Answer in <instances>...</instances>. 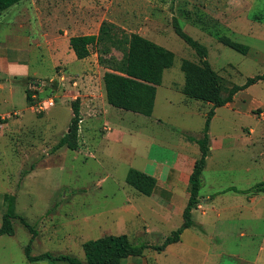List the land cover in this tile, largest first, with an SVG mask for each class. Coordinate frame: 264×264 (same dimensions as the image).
Returning a JSON list of instances; mask_svg holds the SVG:
<instances>
[{
    "label": "rangeland",
    "instance_id": "374dc122",
    "mask_svg": "<svg viewBox=\"0 0 264 264\" xmlns=\"http://www.w3.org/2000/svg\"><path fill=\"white\" fill-rule=\"evenodd\" d=\"M37 2H42L40 4L49 2L50 5L53 2L58 5L63 4L65 8L61 7L59 14H65L68 17L90 15L93 19L91 28L93 30L100 23L113 22L119 34L141 33L174 51V65L164 73V83L158 89L155 113L151 116L153 119H160L161 122L157 120L156 123L151 124L152 121H148L147 116L144 117V121L136 122L128 118L122 121L134 129H144L146 136H136L140 143L143 141L139 138L148 141L150 137L162 140L173 137L180 141L179 139L184 140L186 135L200 137L206 121V115L203 114L204 112L208 114L211 110L208 102L188 98L182 93L183 91H179L185 83V74L181 69L182 60L191 59L198 62L199 57L195 50L175 33L174 18H178L182 28L208 48V59L218 71L226 88H231L234 84L242 85L249 77L264 73V39H258L255 33L244 32L241 35L233 32L235 25L241 26L246 18L248 21L251 19L255 21L256 23H252L253 30L264 35V0H31L29 3L12 7L2 16L3 18H0V36L11 28L13 17L17 16L19 10L26 15L30 14V20L33 21L32 6ZM46 6L50 10H47ZM41 9L51 14L53 5L48 7L47 4ZM51 23L53 26L57 23L66 25L68 21L60 16L59 19H52ZM220 35H227L250 47L254 46L255 51H249V55L242 54L219 42ZM99 47L104 51L103 58L122 59L124 57V52L119 47L112 46L107 52L104 44ZM95 49L97 50V47ZM30 59L31 62L28 61L26 64L31 71H37L39 80L53 81L52 86L44 87L41 91L33 90V93H37L41 98L54 95L56 105L49 109L50 111L47 109L39 112L36 106L37 100H34L32 101L34 109H32L29 106L31 104L27 102L26 88L22 82L15 85L11 91L12 94L8 89L0 93V100H2L0 107L6 104L5 108H0V111L12 113V117L6 122L18 130L17 133L0 132V207L2 206L1 196L6 191L13 192L11 194L16 195V212L24 216L36 229L44 230L45 237L33 243L34 253L48 251L52 255H69L85 260L84 247H79L78 244L72 245L68 233L71 236H79L78 229L84 224L88 213L91 210H100L102 193L106 186H112V184L104 183L101 188V179L108 177L110 182L113 178H123L127 175L129 166L136 165L133 167L135 168L137 164L131 162L135 157L131 158L129 155L131 143L126 141L122 144L109 143L102 148V153L97 152L96 158L90 157L87 143H85L87 137L85 121L82 120L81 132L79 128V148L73 150L62 147L52 153L53 147L65 131L69 130L72 119L71 102L74 98L64 100L58 95L55 84L58 80L51 79L56 69L47 53L44 59L35 61L33 55ZM101 73L95 72V79L98 82L101 80ZM169 84L176 88H169ZM249 87L250 89L243 94L246 96V102L243 104L241 98L237 101L239 113L227 116L226 112L222 111L220 118L211 123L214 137L223 132H230L235 137H239L243 126L256 129L254 134L256 137L262 130L264 131V116L257 114L264 111V105L254 107L253 114L246 112V106L252 99L264 101V80ZM74 95L75 93L71 96ZM5 96L8 98L7 102L3 101ZM170 98L178 102L174 109L167 105V100ZM185 98H188L190 105L181 102ZM197 104L202 107L203 113L196 114L192 111ZM227 117H229L228 120ZM109 120L118 121L119 118H109ZM169 128L173 130L172 135H168ZM247 129L249 133L252 132L250 128ZM260 142L246 149H236L223 154L226 160L224 163L230 166L236 163L235 167L234 165L231 167L234 171L221 172L225 183H230L231 179L240 186H248L249 183L254 186L264 181L262 180L264 155L256 157V154L260 152L259 148L264 150V136L263 142ZM143 148H149V145L137 146L140 152ZM138 151L137 159L140 158ZM216 154L218 153L215 152ZM250 165L251 174L245 171L240 172ZM32 169H35L33 173L30 172ZM26 171L30 173L26 175ZM114 186L115 184L110 189ZM259 200L261 202L259 206L263 208L261 216L253 215L255 211L251 215L246 212L241 216L246 220L232 222V225L235 223L236 227L231 237H235L234 235L237 237L235 240L227 241L229 252L235 253L241 250L247 257H255L264 237V197ZM87 202H93L94 205L87 207ZM46 210L49 212L41 217ZM52 213L54 221L58 224L55 226V232L57 233L58 230L59 232L53 236H47L49 234L46 232L47 229L52 228L53 225L50 222ZM249 217H252V220ZM59 224L62 225L61 228H58ZM224 224V222L219 224L222 231L227 228L223 226ZM241 227L243 228L240 229ZM15 229L14 236L6 235L0 238V264H31L26 258L25 247L30 242L32 234L20 220L15 221ZM242 231H247L246 236L240 235ZM48 264L70 263L48 259Z\"/></svg>",
    "mask_w": 264,
    "mask_h": 264
},
{
    "label": "crops",
    "instance_id": "0c3cea01",
    "mask_svg": "<svg viewBox=\"0 0 264 264\" xmlns=\"http://www.w3.org/2000/svg\"><path fill=\"white\" fill-rule=\"evenodd\" d=\"M27 2L29 3L31 0H24L12 7ZM40 3L42 2H37L32 6L35 16L32 17L33 21L30 20V14L28 16L19 10L17 16L13 17L11 28L7 29L8 31L3 36H0V93L8 89L12 94V89L19 82H22L26 88L28 80H39L37 71H31L26 62H31V55L36 61L37 59H44L47 53L56 69V73L51 79L58 80V83L55 82L58 95L64 100L66 98L68 100L79 98L80 100L81 117L82 121H85V134L87 136L85 143H87L89 156L96 158L97 152L99 154L102 153V148H105L106 145L108 146L109 143L122 144L124 141L130 142L131 150L129 155L131 158L135 157L131 161L137 164L135 169L143 171L156 179V185L151 195H146L130 185L126 181L127 175L123 178H113L110 182H108V177L101 179V188H103L104 183H106L105 185L112 184V186L115 184V186L113 189H110L112 186L105 187L102 193L103 199H101L99 206L100 210H91L88 213L84 224L80 225L78 229L79 236H71L68 233L71 238V244H78L79 247H83V244L89 240L124 234L128 236L132 244L146 243L149 246L163 244L165 239L179 228L184 221V210L190 198V175L196 160L201 157L200 145L195 140H190L189 137L200 139L203 134L200 137L186 135L184 140L182 138L179 139L181 142L173 139V137L164 138L163 140L150 137L148 141L139 138L143 141L140 143L136 136H144L146 134L144 129H134L131 125H126L122 121L127 120V118L136 122L144 121L146 115L115 107L108 103L103 75L109 68L101 64L99 53L95 47L92 48L90 56L84 59H78L74 50L70 47V38L72 36L98 34L101 23L93 30L91 29L93 19L90 15H73L69 17L65 14L60 15L61 7L65 8V6L54 2V4L52 3L53 12L49 14L50 12L43 11L41 8L47 4L48 7L52 5L49 2L47 4ZM12 7L0 15V18ZM47 10H50V8H47ZM60 16L65 17L68 23L66 25L57 23L53 26L51 20L59 19ZM252 23L256 22L252 19L248 21L245 18V22L241 26L234 24L235 29L233 32L241 35L244 32L247 34L255 33L258 39H264V35L253 30L254 26ZM254 51L255 47L251 46L250 52ZM95 72H102L99 82L95 79ZM163 83L164 79L161 85ZM62 85L63 87H61ZM161 85L157 86L155 105L158 89ZM169 85V88H176L171 84ZM183 87L184 84L180 87V92H182ZM249 89L250 87L240 90L235 94L233 101L215 108L208 131L210 155L207 157L206 166L202 172L203 186L200 190V203L192 211L193 224L184 230L179 241L169 244L164 250L160 251L149 247L141 255H130L125 258L122 264H264V237L253 258L247 257L244 251L240 250L231 253L227 249V241L235 240L237 237V235L231 237L236 227L235 223L232 225V222L246 220L241 217L246 212L251 215L255 211L253 215H262L263 208L259 206L261 203L259 199H263L264 192L246 193L244 190L252 187L250 183L248 186H240L231 179L230 183H225L221 176L222 171H234L231 167L233 165L234 167L236 166L234 162L232 166L224 163L226 160L223 158V154L236 149H246L249 146L261 143L260 141L263 142L264 131L262 130L257 137L254 135L256 134V129L248 126L242 127V134H239V137H235L230 132L218 133L217 137H214L211 131V123L220 118L222 111H225L227 116L239 113L237 101L241 98L244 104L246 96H243V94ZM38 90H43V87ZM74 93L75 95L71 96ZM3 101L7 102L8 98L5 96ZM181 102L190 105L188 104V98ZM208 104L210 108L213 107L212 103L208 102ZM5 105L4 103L0 108H5ZM155 105L152 115L155 113ZM167 105L174 109L178 102L170 98L167 100ZM262 105H264V101L256 98L252 99L250 104L246 106V112L253 114L254 107H261ZM29 106L34 109L32 105ZM51 108L49 109L51 110ZM193 108L194 110L192 111L196 114L201 113L203 110L199 104ZM260 113L257 114L260 116ZM73 115L72 110V117ZM203 115L207 116L205 112ZM0 116L8 120L12 117V113L9 111L2 113L0 111ZM151 116H147L149 117L147 118L148 121H152L151 124L156 123L157 120L161 122L160 119H153ZM109 118H119V120L110 121ZM247 128H250L252 132L249 133ZM2 131H5V134L9 131L12 133L18 132L8 122L1 124L0 132ZM172 132L173 130L169 128L168 135H172ZM138 145H143L144 147L149 145V148H143V151L140 152L137 149ZM137 151L140 153V158L138 159L136 158ZM259 151L256 157L264 155V150L259 148ZM215 152L218 154L215 155ZM134 166L136 165H130L129 169ZM34 171L35 169H32L30 172L33 173ZM244 171L251 174V165L240 172ZM30 172H27L26 175ZM262 180H264V177ZM9 193L13 192L6 191L1 196L0 226L3 222L4 213L9 209L10 202H13L14 212L21 215L15 209L16 195H9ZM93 205V202L86 203L87 207ZM48 212V210L44 211L41 217ZM54 212L55 209L53 210ZM53 213L50 216L52 219L50 222L53 225L52 228L47 229L46 232L49 233L47 236H53L59 232V230L57 233L55 232V226L58 224L53 219ZM249 219L252 220V217H249ZM16 220L19 221L20 219H13L14 228ZM221 222H224L223 226L227 227L226 229L222 228L225 229L223 231L219 226ZM61 226L59 224L58 228H61ZM36 230L38 233L34 237L32 247L33 243L45 237L42 228ZM246 234L247 231L240 232L241 236H246ZM6 235L8 234H3L0 238ZM43 253L36 254L34 253V247L32 249L33 256ZM81 261L86 262V259ZM40 262L48 264V260ZM30 263L34 264V262Z\"/></svg>",
    "mask_w": 264,
    "mask_h": 264
},
{
    "label": "trees",
    "instance_id": "16d2710c",
    "mask_svg": "<svg viewBox=\"0 0 264 264\" xmlns=\"http://www.w3.org/2000/svg\"><path fill=\"white\" fill-rule=\"evenodd\" d=\"M21 1L23 0H0V15ZM173 27L175 33L192 47L199 57L198 62L191 59L182 60L181 69L185 74L183 93L188 98L213 104L206 116L203 137L200 139L189 137L200 145L201 157L196 160L190 175V198L184 210L182 225L174 230L161 245L132 244L125 234L104 236L96 240L86 241L83 244L86 262L69 255L54 256L49 252L33 256L32 242L38 232L24 216L14 212L13 202H10L9 209L4 213L3 222L0 226V236L3 234L14 235L13 219L19 218L32 233L31 240L25 247V254L30 262L35 263L51 259L67 261L70 264H122L125 258L130 255H141L146 248L153 247L160 251L164 250L169 244L179 241L184 230L193 224L192 211L200 203V190L203 186L202 172L206 166L207 157L210 155L208 131L215 108L233 101L235 94L240 90L264 80V73L249 77L246 83L242 85L234 84L231 88H226L218 71L214 69L208 59V48L187 33L182 28L178 18H174ZM218 41L242 54H248L250 51L249 45L233 40L227 35H220ZM101 44L106 47V52L110 51L112 46L119 47L123 50L124 57L122 59L103 58L104 51L99 49ZM70 47L78 59L90 56L92 48L97 47L101 64L109 68L103 75L109 104L146 116L152 115L157 86L162 84L164 72L174 65V51L137 32L119 34L113 22H103L98 34L72 36ZM29 81L26 92L28 103L32 105V101H34L32 98L33 90L28 86ZM71 106L74 115L69 126L70 132H66L60 138L53 147L52 153L62 147L73 150L79 148V128L82 120L79 98L73 100ZM6 121L0 116V127ZM126 181L146 195H151L156 185V179L153 176L135 168L129 169ZM244 192H264V181L244 190Z\"/></svg>",
    "mask_w": 264,
    "mask_h": 264
},
{
    "label": "built area",
    "instance_id": "2783aa9c",
    "mask_svg": "<svg viewBox=\"0 0 264 264\" xmlns=\"http://www.w3.org/2000/svg\"><path fill=\"white\" fill-rule=\"evenodd\" d=\"M53 81H46V80H30L28 86L32 90H38L41 87L52 86ZM33 100H37V110L39 112H44L47 109L53 107L56 104V97L54 95L48 96L47 98H41L37 93H33L32 95ZM264 116V111L260 113Z\"/></svg>",
    "mask_w": 264,
    "mask_h": 264
},
{
    "label": "water",
    "instance_id": "95a60500",
    "mask_svg": "<svg viewBox=\"0 0 264 264\" xmlns=\"http://www.w3.org/2000/svg\"><path fill=\"white\" fill-rule=\"evenodd\" d=\"M68 132H70V129L68 130ZM36 264H44V263H41V262H36Z\"/></svg>",
    "mask_w": 264,
    "mask_h": 264
}]
</instances>
